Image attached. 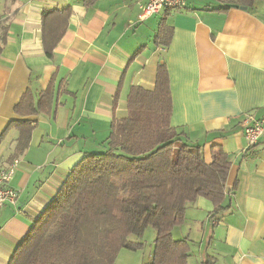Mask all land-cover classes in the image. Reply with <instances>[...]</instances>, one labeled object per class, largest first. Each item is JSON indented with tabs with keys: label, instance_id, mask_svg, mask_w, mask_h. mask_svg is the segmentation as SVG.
<instances>
[{
	"label": "crops",
	"instance_id": "0c3cea01",
	"mask_svg": "<svg viewBox=\"0 0 264 264\" xmlns=\"http://www.w3.org/2000/svg\"><path fill=\"white\" fill-rule=\"evenodd\" d=\"M85 2L0 0V22L8 28L0 56V165L20 160L12 181L17 203L0 207V264H9L70 171L87 154L105 151L114 120L127 116L131 89L154 90L162 64L170 77L171 126L201 148L207 164L215 146L232 164L224 209L214 213L203 198L189 203L174 240H188V264H264V135L248 148L241 127L246 114L264 116V1L218 12L223 3L194 0L144 20L148 0ZM67 8L68 29L49 59L43 12ZM162 22L172 29L167 47L157 43ZM48 87L54 95L46 112L15 114L24 94L36 102ZM24 119L37 121V128L18 153L19 132L2 136ZM153 253L154 247L141 264H151Z\"/></svg>",
	"mask_w": 264,
	"mask_h": 264
},
{
	"label": "trees",
	"instance_id": "16d2710c",
	"mask_svg": "<svg viewBox=\"0 0 264 264\" xmlns=\"http://www.w3.org/2000/svg\"><path fill=\"white\" fill-rule=\"evenodd\" d=\"M96 1L85 3L89 6ZM217 1L225 8L214 11L226 12L230 7L249 9L264 0ZM71 15V8L43 12L41 37L47 58L54 57ZM171 31L162 22L157 43L169 46ZM7 33L5 27L0 56ZM53 93L48 87L35 102L27 92L15 107V114L33 118L46 112ZM117 100L118 95L115 107ZM172 114L170 77L162 64L154 90L131 89L127 116L114 120L105 151L87 154L70 171L9 264H115L121 250L143 248L130 237L143 238L148 228L156 232L151 264H188L189 242L174 240L173 230L185 222L187 205L199 198L210 201L214 213L224 209L232 164L221 146L212 148V163L207 164L201 148L183 141V133L171 126ZM12 128L19 132L16 150L23 153L37 121H13L2 138Z\"/></svg>",
	"mask_w": 264,
	"mask_h": 264
},
{
	"label": "built area",
	"instance_id": "2783aa9c",
	"mask_svg": "<svg viewBox=\"0 0 264 264\" xmlns=\"http://www.w3.org/2000/svg\"><path fill=\"white\" fill-rule=\"evenodd\" d=\"M194 0H148L142 20L158 15L164 10H183L188 8L189 2ZM241 127L248 148L256 147L264 135V116L256 118L252 114H246L241 121ZM20 166L18 158L13 159L5 165H0V207L7 205H15L18 200V192L12 187V181ZM214 225L218 224V220L214 219Z\"/></svg>",
	"mask_w": 264,
	"mask_h": 264
},
{
	"label": "rangeland",
	"instance_id": "374dc122",
	"mask_svg": "<svg viewBox=\"0 0 264 264\" xmlns=\"http://www.w3.org/2000/svg\"><path fill=\"white\" fill-rule=\"evenodd\" d=\"M5 27L6 25L4 24V22H0V37L3 34V30ZM103 149L104 148H101L96 152L99 151L98 153H101L103 152ZM130 239L133 242L143 244V248L136 251H130L126 249L121 250L118 254L115 264H141L143 261H147L153 252L154 241L156 239V232L154 231V229L148 228L145 231L143 238L139 239L138 237L132 236L130 237Z\"/></svg>",
	"mask_w": 264,
	"mask_h": 264
},
{
	"label": "water",
	"instance_id": "95a60500",
	"mask_svg": "<svg viewBox=\"0 0 264 264\" xmlns=\"http://www.w3.org/2000/svg\"><path fill=\"white\" fill-rule=\"evenodd\" d=\"M242 9H243V10H246L247 8H246V7H243Z\"/></svg>",
	"mask_w": 264,
	"mask_h": 264
}]
</instances>
